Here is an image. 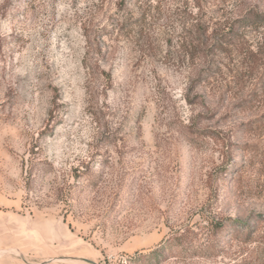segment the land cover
Here are the masks:
<instances>
[{"label":"rangeland","instance_id":"rangeland-1","mask_svg":"<svg viewBox=\"0 0 264 264\" xmlns=\"http://www.w3.org/2000/svg\"><path fill=\"white\" fill-rule=\"evenodd\" d=\"M263 13L264 0H0L10 257L264 264V25L233 24Z\"/></svg>","mask_w":264,"mask_h":264},{"label":"trees","instance_id":"trees-1","mask_svg":"<svg viewBox=\"0 0 264 264\" xmlns=\"http://www.w3.org/2000/svg\"><path fill=\"white\" fill-rule=\"evenodd\" d=\"M199 5V4H198ZM247 18H245V16H242V18H237V20H235L234 22H233V24H235V23H237V26H236V30H240V29H242V28H244V27H246L247 25H251V24H258V23H260V24H263L264 25V13L263 14H261V15H254V16H250V14L248 15V16H246ZM249 17H251V18H249ZM119 25H124V26H129V25H131V22H130V20H129V18H124L123 20H121L120 21V24ZM117 29H118V27H117ZM115 30H116V27H114L113 26V28H111V30L110 31H108V32H106V33H104V34H108V35H112L114 32H115ZM230 30V29H229ZM227 35H229V36H227V38H223V40H222V44H225V45H231V44H234L235 42H232V40H234L236 37H237V35H238V33H237V31H235V32H228L227 33ZM231 39V40H230ZM183 42V41H182ZM201 44H203V42H201L200 40H198V39H194V52L198 49L197 48V45H201ZM221 44V45H222ZM215 48V47H214ZM221 49L222 50H220L222 53L226 50L225 48H222L221 47ZM198 52L200 51V52H202V50H200V49H198L197 50ZM239 54H240V56L242 57V58H245L246 57V55H247V53H245V52H243L242 50L240 51L239 50V52H238ZM249 53H252V52H250L249 51ZM257 53V52H256ZM174 57L175 58H177V55H174ZM183 57L184 58H187L188 57V55L187 54H183ZM234 234V232L233 231H231V233H230V235H233Z\"/></svg>","mask_w":264,"mask_h":264},{"label":"crops","instance_id":"crops-1","mask_svg":"<svg viewBox=\"0 0 264 264\" xmlns=\"http://www.w3.org/2000/svg\"><path fill=\"white\" fill-rule=\"evenodd\" d=\"M52 252L50 254H46V258L34 261L31 260L30 258H27L26 256H23L19 259H13L10 257L12 254H20L21 252H18L17 250L13 249L11 246H5L4 244L0 242V264H43L46 260H53L54 259V254H55V248L53 246ZM45 264V263H44ZM51 264V263H47ZM73 264V263H71ZM79 264V263H76Z\"/></svg>","mask_w":264,"mask_h":264}]
</instances>
